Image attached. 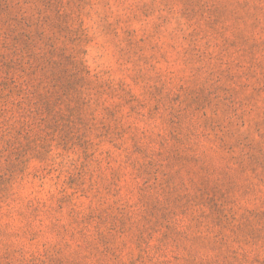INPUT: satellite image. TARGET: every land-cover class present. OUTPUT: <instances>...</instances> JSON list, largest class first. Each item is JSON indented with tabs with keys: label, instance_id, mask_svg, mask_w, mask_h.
<instances>
[{
	"label": "rangeland",
	"instance_id": "374dc122",
	"mask_svg": "<svg viewBox=\"0 0 264 264\" xmlns=\"http://www.w3.org/2000/svg\"><path fill=\"white\" fill-rule=\"evenodd\" d=\"M0 264H264V0H0Z\"/></svg>",
	"mask_w": 264,
	"mask_h": 264
}]
</instances>
